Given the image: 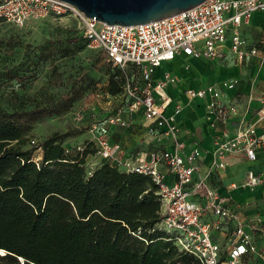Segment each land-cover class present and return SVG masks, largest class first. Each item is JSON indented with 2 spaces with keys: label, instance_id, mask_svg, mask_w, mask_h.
Instances as JSON below:
<instances>
[{
  "label": "built area",
  "instance_id": "1",
  "mask_svg": "<svg viewBox=\"0 0 264 264\" xmlns=\"http://www.w3.org/2000/svg\"><path fill=\"white\" fill-rule=\"evenodd\" d=\"M256 12H264V0H204L162 20L125 26L98 22L61 0H0V21L16 26L58 17L74 19L87 46L101 50L111 66L125 73L122 93L116 97L125 101L104 117L92 112L87 140L97 151L91 155L96 160L89 170L106 159L117 168L151 175L161 200L158 227L179 251L194 255L201 264H264V248L257 247V240L264 235L262 219L241 220L240 211L250 202L236 199L233 193L242 188L260 189L264 194V171L248 168L238 183L230 184L227 194L210 183L217 170L226 166L230 153H242L247 161L257 162L259 153L264 154V129L249 122L239 124L235 134L228 135L224 125L232 108L218 100L221 91L233 88L236 80L185 89L189 101L206 100V107L222 125L214 135L211 159L205 163L200 146L186 148L179 138L175 115L182 105L177 102L172 113H164L169 102L164 89L177 82L176 76L166 71L154 80L153 72L177 55L219 59L227 41L238 60L253 58L264 65V54L260 53L264 42H249L241 31ZM260 99L258 112L264 119V93ZM137 119L145 123L150 145L126 155L121 142L110 140L107 129L127 127ZM83 148V143H64L66 153Z\"/></svg>",
  "mask_w": 264,
  "mask_h": 264
},
{
  "label": "trees",
  "instance_id": "2",
  "mask_svg": "<svg viewBox=\"0 0 264 264\" xmlns=\"http://www.w3.org/2000/svg\"><path fill=\"white\" fill-rule=\"evenodd\" d=\"M68 52L58 47L40 54L47 62ZM113 68L107 92L116 98L126 76ZM56 113L37 103L27 111L0 108V264H201L158 227L161 200L151 175L106 159L89 170L86 158L96 145L85 140L82 151L66 153L68 132L22 147L34 122ZM36 147L39 160L32 156Z\"/></svg>",
  "mask_w": 264,
  "mask_h": 264
},
{
  "label": "rangeland",
  "instance_id": "3",
  "mask_svg": "<svg viewBox=\"0 0 264 264\" xmlns=\"http://www.w3.org/2000/svg\"><path fill=\"white\" fill-rule=\"evenodd\" d=\"M79 30L77 22L61 17L30 21L24 26L0 22V108L8 112L15 109L27 111L37 103L39 107L57 109L56 114L43 115L34 122L22 146L25 149L37 146L55 132L69 133L65 140L66 145L82 144L90 137L88 124L92 120V112L96 117H104L110 111L113 112L119 103V98H112L113 96L107 92L109 74L117 69L109 65L98 48L89 47L78 40ZM58 47H66L68 55L44 62L41 51L45 48L56 50ZM176 61L177 63L174 60L164 61L153 72V75H160L164 71L172 70L183 74L190 69L187 77L175 83L176 89L172 90L173 94L176 92L178 94V90L186 87L199 88L216 80L213 75L200 73L194 75L192 71L195 69V61L186 56L179 55ZM211 63L218 67L223 60L209 58L205 60L204 65L209 67ZM120 70L119 74L122 75ZM11 75L13 78L9 79ZM257 77L258 73L252 78ZM217 78L219 80V76ZM170 92L169 89L168 93ZM76 94L79 95L71 100ZM180 97L181 102L186 104L188 101L186 96ZM63 102L66 103L65 106H62ZM199 111L201 112V109ZM261 129H264V125ZM141 130V127L135 124L127 127L108 126L107 129L110 140L121 139L128 143L144 137L141 136L143 135ZM32 141L35 143L32 144ZM140 147L135 150L146 148ZM124 149L127 150L126 144ZM40 152V147L33 150L34 160L40 159ZM95 160L93 156H87V167ZM225 161L227 165L232 163L228 158ZM250 168L264 170V154L262 159L251 163ZM244 196L248 200L255 199L254 207L259 209L264 207V199L252 194L251 191L244 193ZM261 215L258 214L256 217L263 222L264 212ZM263 246L264 235L257 242L259 249L264 248Z\"/></svg>",
  "mask_w": 264,
  "mask_h": 264
},
{
  "label": "crops",
  "instance_id": "4",
  "mask_svg": "<svg viewBox=\"0 0 264 264\" xmlns=\"http://www.w3.org/2000/svg\"><path fill=\"white\" fill-rule=\"evenodd\" d=\"M241 31L249 42H264V12L254 13L250 22L246 25H243ZM228 46L229 42L227 41L224 48L223 58L218 59V61L223 60V63L218 67H216L213 63H211V66L206 67L204 62L205 60L209 59L204 56L188 58L195 61V69L192 71L194 75H197L198 73L213 75V77L215 76L216 80L219 76V80H213V82L209 84H216L222 80L228 79L236 80V84L233 88L223 89L221 91L218 100L220 104L232 108V115L228 118V121L225 123L224 127L226 128L228 135L233 136L239 124L243 125L245 123L254 122L259 129H261V127L264 125V119H260L258 112V109L262 106V101L260 98L262 93H264V65H260L259 61L253 58L250 60L246 59L244 61L238 60L234 53L229 50ZM261 48L263 49H261L260 53L263 55L264 46H261ZM176 58L179 59V55L173 59L175 63H177ZM189 71L190 69L183 74L179 72H173L172 70L170 72L176 76L177 82H181L183 77H187L189 75ZM163 73L160 75H153V79H161ZM256 73H258V77L253 79L252 77ZM187 88L189 87H186L181 91L177 89L178 94L176 92V95L172 93V90L176 89L175 83L168 84L165 87L164 91L169 97V102L165 107L164 113H172L177 102L182 105L181 110L175 115L180 128L179 138L186 148H190L194 145L200 146V148L203 150L204 162L209 163L211 159L210 150L212 148L214 135L219 132V129L222 127V125L216 120L215 115L211 113L206 107V100H188L186 104L181 102L182 97L180 96L185 97L183 91ZM169 89L171 90L170 93H168ZM200 109L201 112L199 111ZM134 124L141 127V131H143V135L141 136L144 137L141 138L142 140L140 138L138 140L133 139L129 143L125 140L122 141L121 139H118L117 141L121 142L123 147L126 144V155L129 154V151H137L135 148H141L140 146H143V148H148L150 145L151 139L145 130V123L137 119ZM259 156L260 159H262L263 153H259ZM227 158L232 160V163L229 165L226 164L224 168L218 169L210 182L223 194H227L228 190H231V183H238L243 178L246 170L250 168L252 163L247 161L242 153L238 152L228 154L226 156V159ZM165 179L168 180L169 177L166 175ZM249 191L259 198L264 199V194L260 189L248 190L235 188L233 193L236 199L241 200L247 199L244 196V193H249ZM247 201H249L250 204L240 211L239 215L241 220H247L248 218L256 217L258 214L261 215L262 212H264V207L259 209L253 206L255 199L251 198L250 200L247 199Z\"/></svg>",
  "mask_w": 264,
  "mask_h": 264
},
{
  "label": "water",
  "instance_id": "5",
  "mask_svg": "<svg viewBox=\"0 0 264 264\" xmlns=\"http://www.w3.org/2000/svg\"><path fill=\"white\" fill-rule=\"evenodd\" d=\"M98 22L146 24L179 14L204 0H61Z\"/></svg>",
  "mask_w": 264,
  "mask_h": 264
},
{
  "label": "bare ground",
  "instance_id": "6",
  "mask_svg": "<svg viewBox=\"0 0 264 264\" xmlns=\"http://www.w3.org/2000/svg\"><path fill=\"white\" fill-rule=\"evenodd\" d=\"M1 252H2V250H1Z\"/></svg>",
  "mask_w": 264,
  "mask_h": 264
}]
</instances>
